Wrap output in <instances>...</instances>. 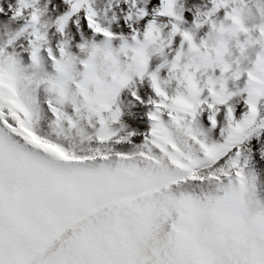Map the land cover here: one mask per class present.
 Returning <instances> with one entry per match:
<instances>
[{"label": "snow or ice", "instance_id": "6c2138e0", "mask_svg": "<svg viewBox=\"0 0 264 264\" xmlns=\"http://www.w3.org/2000/svg\"><path fill=\"white\" fill-rule=\"evenodd\" d=\"M0 264H264V0H0Z\"/></svg>", "mask_w": 264, "mask_h": 264}]
</instances>
